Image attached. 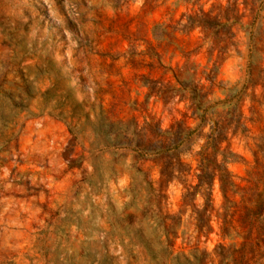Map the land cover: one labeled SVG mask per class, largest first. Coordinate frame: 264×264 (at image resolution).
I'll use <instances>...</instances> for the list:
<instances>
[{"label": "rangeland", "instance_id": "rangeland-1", "mask_svg": "<svg viewBox=\"0 0 264 264\" xmlns=\"http://www.w3.org/2000/svg\"><path fill=\"white\" fill-rule=\"evenodd\" d=\"M0 112V264H264V0H0Z\"/></svg>", "mask_w": 264, "mask_h": 264}, {"label": "trees", "instance_id": "trees-1", "mask_svg": "<svg viewBox=\"0 0 264 264\" xmlns=\"http://www.w3.org/2000/svg\"><path fill=\"white\" fill-rule=\"evenodd\" d=\"M177 2L195 4L196 0H177ZM221 8L222 11L220 10V14L221 13L224 14L223 16L225 19L224 22L220 21L216 17H212L211 11H207L203 7H201L198 10V12H194L193 14H188V15L187 14L182 15V18L178 23L180 25V29L185 31L186 30L192 31L194 29L201 28L204 31L210 32L212 36H216L224 30L229 31L233 25L240 24L239 20H236L237 18H231L228 15V10H230V7H226L227 8L226 9L221 5ZM207 79L209 81H212L211 78H207ZM199 84L201 85V88H203V85L200 82ZM184 89L186 90V88ZM195 92H196L197 107L199 109L206 108V105L208 104L209 101L204 95H202V89L197 88ZM78 105H79L78 103L75 104L72 103L68 106L66 110L60 109L58 106H54L52 110L56 111V113L59 116L65 119H69L74 117L75 109ZM6 124H9V128H10L9 134H4V127ZM18 130H19V122H17L16 120H8L7 117H5V115L2 112H0V139H4V141H7L8 139L13 138L18 133ZM110 141L111 143H113V140ZM218 143H219L218 138L212 137L210 143L208 142L205 147L206 148L211 147L216 154H220L223 157V163H219L217 159L214 162L215 168L211 175V180L213 184L215 183L216 180L219 181L223 197L226 200H228V193L231 191L232 188L236 187V184L231 180V173L225 167L224 164L228 163V155L234 156V154L232 153L228 154L225 151L220 150V148H218ZM104 144L106 145V142ZM188 195H189V191L188 193H186L184 198H187Z\"/></svg>", "mask_w": 264, "mask_h": 264}]
</instances>
